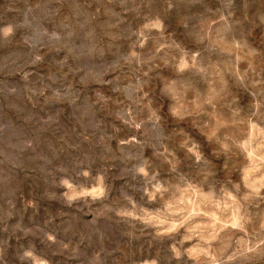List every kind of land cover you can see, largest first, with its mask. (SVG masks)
I'll return each instance as SVG.
<instances>
[{
  "label": "rangeland",
  "instance_id": "obj_1",
  "mask_svg": "<svg viewBox=\"0 0 264 264\" xmlns=\"http://www.w3.org/2000/svg\"><path fill=\"white\" fill-rule=\"evenodd\" d=\"M0 264H264V0H0Z\"/></svg>",
  "mask_w": 264,
  "mask_h": 264
}]
</instances>
